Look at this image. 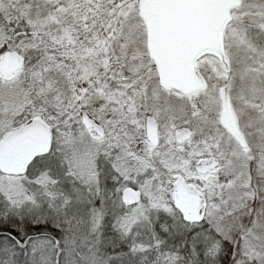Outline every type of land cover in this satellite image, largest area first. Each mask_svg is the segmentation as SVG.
Wrapping results in <instances>:
<instances>
[{
    "label": "snow or ice",
    "instance_id": "6c2138e0",
    "mask_svg": "<svg viewBox=\"0 0 264 264\" xmlns=\"http://www.w3.org/2000/svg\"><path fill=\"white\" fill-rule=\"evenodd\" d=\"M0 264H264V0H0Z\"/></svg>",
    "mask_w": 264,
    "mask_h": 264
}]
</instances>
